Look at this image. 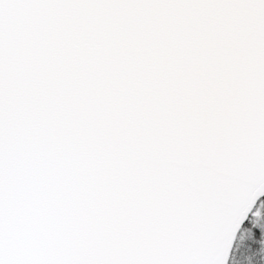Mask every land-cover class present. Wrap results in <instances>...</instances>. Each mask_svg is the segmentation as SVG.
Masks as SVG:
<instances>
[{"label": "snow or ice", "instance_id": "obj_1", "mask_svg": "<svg viewBox=\"0 0 264 264\" xmlns=\"http://www.w3.org/2000/svg\"><path fill=\"white\" fill-rule=\"evenodd\" d=\"M0 264H264V0H0Z\"/></svg>", "mask_w": 264, "mask_h": 264}]
</instances>
